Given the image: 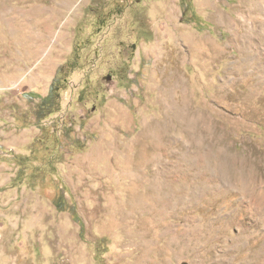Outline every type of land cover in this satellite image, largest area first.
<instances>
[{
	"label": "rangeland",
	"instance_id": "obj_1",
	"mask_svg": "<svg viewBox=\"0 0 264 264\" xmlns=\"http://www.w3.org/2000/svg\"><path fill=\"white\" fill-rule=\"evenodd\" d=\"M0 264H264V0H0Z\"/></svg>",
	"mask_w": 264,
	"mask_h": 264
},
{
	"label": "bare ground",
	"instance_id": "obj_2",
	"mask_svg": "<svg viewBox=\"0 0 264 264\" xmlns=\"http://www.w3.org/2000/svg\"><path fill=\"white\" fill-rule=\"evenodd\" d=\"M215 16V18H218V20L220 21V22H224L223 20H224V17L221 15V14H218V15H214ZM189 40L192 42V43H195V42H198V43H200L202 46H205L209 51H211V52H213V53H216V54H219V53H221L222 51H223V47L222 46H220V45H217V44H215V43H213V42H210L209 40H206V39H204V38H198V37H196L195 35H190L189 36ZM197 52V51H196ZM225 52V51H224ZM180 53V52H179ZM182 53V52H181ZM215 54V55H216ZM208 55V54H207ZM218 56V55H217ZM173 73V72H172ZM171 73V74H172ZM177 73V72H176ZM181 75V74H180ZM178 76V75H177ZM182 76V75H181ZM170 78H171V76H169ZM175 77V76H174ZM175 78H177V77H175ZM179 78V77H178ZM166 79V78H165ZM164 80V79H163ZM176 80V79H175ZM174 80V81H175ZM180 80H182V79H180ZM162 82V81H161ZM172 82V81H171ZM175 82H178V81H175ZM181 82V81H180ZM161 84V83H160ZM172 83H170V85H171ZM177 84V83H176ZM185 84V83H184ZM168 85V84H167ZM178 85V84H177ZM176 85V86H177ZM170 87H172V86H170ZM169 87V88H170ZM169 88H165V89H161V90H163V92H164V94L165 93H169L170 91V89ZM179 89H180V95L177 97L179 100V102L177 101V103H175V102H173L172 104H168L167 106L169 107V108H172V109H175V108H180L179 110L180 111H182V112H184V113H186V112H191L190 110V106L188 105V101H187V95H188V91L186 90L187 88L182 84V82H181V85L179 86ZM175 90V89H174ZM177 90V89H176ZM177 92V91H176ZM159 96H161V95H159ZM175 98V97H174ZM171 102V101H170ZM207 112V111H206ZM196 119H197V121H196ZM195 119V121H196V124L197 123H199V127L198 128H196V129H199V133H204L205 131H207L208 130V127L210 126V123H209V117L207 116V114L206 113H201V114H199L198 116H197V118ZM156 130H157V128H156ZM195 130V129H194ZM156 132V131H155ZM156 135V134H155ZM156 181H154V183H155Z\"/></svg>",
	"mask_w": 264,
	"mask_h": 264
},
{
	"label": "trees",
	"instance_id": "obj_3",
	"mask_svg": "<svg viewBox=\"0 0 264 264\" xmlns=\"http://www.w3.org/2000/svg\"><path fill=\"white\" fill-rule=\"evenodd\" d=\"M75 66L68 64L61 67L58 71L59 78L61 75L68 74V71H72ZM55 81V84L51 87L48 95L42 99L40 104L36 108V117L38 120H43L48 116L58 112L60 110V79Z\"/></svg>",
	"mask_w": 264,
	"mask_h": 264
},
{
	"label": "water",
	"instance_id": "obj_4",
	"mask_svg": "<svg viewBox=\"0 0 264 264\" xmlns=\"http://www.w3.org/2000/svg\"><path fill=\"white\" fill-rule=\"evenodd\" d=\"M137 1H140V0H137Z\"/></svg>",
	"mask_w": 264,
	"mask_h": 264
}]
</instances>
